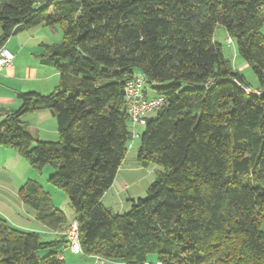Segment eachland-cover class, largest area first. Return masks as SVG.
Returning <instances> with one entry per match:
<instances>
[{"label": "trees", "instance_id": "trees-1", "mask_svg": "<svg viewBox=\"0 0 264 264\" xmlns=\"http://www.w3.org/2000/svg\"><path fill=\"white\" fill-rule=\"evenodd\" d=\"M39 26L62 33L39 55L60 83L19 94L21 106L0 122V146L41 174L51 165L74 220L27 180L20 199L61 235L46 240L0 214V264H68L64 232L75 220L78 253L91 264H264V0H0V47ZM219 26L257 88L225 56ZM139 74L167 100L138 126L137 157L163 170L122 212L103 198L130 150L125 87ZM40 108L53 110L57 140L26 132L22 117Z\"/></svg>", "mask_w": 264, "mask_h": 264}, {"label": "crops", "instance_id": "crops-1", "mask_svg": "<svg viewBox=\"0 0 264 264\" xmlns=\"http://www.w3.org/2000/svg\"><path fill=\"white\" fill-rule=\"evenodd\" d=\"M20 33L22 37L19 33V35L12 36L7 45L15 55L12 66L0 72V122L10 110H16L21 106L22 101L19 98L21 92L35 91L50 94L57 89L60 83V72L53 65L41 63L39 59L44 44L61 41L62 33L58 26H39ZM1 35L2 29L0 28ZM235 68L244 72L248 68V63L241 61L238 66L235 65ZM254 80L248 79L257 88L258 81L256 78ZM22 121L25 123L26 132L35 140H57L59 138L57 119L51 109L40 108L30 111L22 117ZM133 148L134 142L114 184L109 189V191L115 189V196L118 198L121 196L122 202H124L125 192L130 193L132 188L129 173L139 168L137 155L136 157L132 155ZM30 168L33 169L17 151L7 146H0V214L18 228L37 231L46 240H53L61 234L39 221L34 209L19 197L20 188L27 180L33 178V171ZM133 199L135 198H127V201L132 202ZM125 207L127 204L124 205ZM65 260H67L66 254Z\"/></svg>", "mask_w": 264, "mask_h": 264}, {"label": "rangeland", "instance_id": "rangeland-1", "mask_svg": "<svg viewBox=\"0 0 264 264\" xmlns=\"http://www.w3.org/2000/svg\"><path fill=\"white\" fill-rule=\"evenodd\" d=\"M264 33V27H263ZM22 37V34L19 33ZM18 34V35H19ZM17 35V34H16ZM215 39L222 44L223 52L227 58H229L233 65L239 64V62H245L244 58H242L237 50L235 49V44L229 42L228 34L223 26H219L216 30ZM247 79L254 80L256 75L252 69V66L248 64V68H246L243 72ZM255 82V80H254ZM150 94L154 95L155 91L153 89L150 90ZM154 112L150 113V116H154ZM140 143V139L137 138L134 140V148L132 149V155L136 157L138 153V146ZM146 164V165H143ZM127 165V164H125ZM139 168L135 170L133 173H129V179L132 183V188L130 189V193L124 194V202H122L121 196L118 198L115 196V189L110 190L106 197L103 198V202L105 206L111 207L116 211H127L131 207V202L127 201V198H145L147 196V189L150 184L156 179L159 175V172L163 170V167L156 163H149V162H142L138 160ZM136 167V166H135ZM31 169V168H30ZM33 171V178L38 180L43 186L44 189L52 195L54 205L61 209L67 216L68 221L74 220V210L70 204L69 197L67 194L53 185L49 178L52 173H54V168L51 165H47L42 174L31 169ZM151 170V171H150ZM32 173V172H31ZM127 196V197H125ZM127 204V207L124 208V205ZM129 204V206H128ZM262 230H264V220L262 223ZM45 239V238H44ZM65 254L67 256V263L68 264H91V259L88 257H84L82 254H73L70 250H66Z\"/></svg>", "mask_w": 264, "mask_h": 264}, {"label": "built area", "instance_id": "built-area-1", "mask_svg": "<svg viewBox=\"0 0 264 264\" xmlns=\"http://www.w3.org/2000/svg\"><path fill=\"white\" fill-rule=\"evenodd\" d=\"M229 42H232L229 39ZM15 59L14 53L3 45L0 47V72L8 67H11ZM153 86L149 85V80L146 76L139 74L127 82L125 87V101L127 104L128 115L131 124L134 126L132 132V142L129 144V149L132 148L134 139L139 137L137 128L139 125L146 124L147 117L150 113L160 110L166 102V97L158 95H150L149 90ZM247 92L251 89L245 88ZM259 94L260 91L256 90ZM66 238L65 249H70L74 253L82 252L79 223L75 220L64 232ZM62 257V256H61ZM93 264H123L116 261L97 257Z\"/></svg>", "mask_w": 264, "mask_h": 264}]
</instances>
